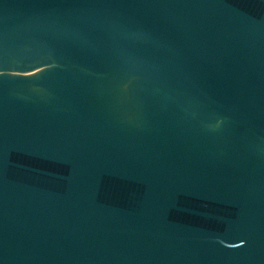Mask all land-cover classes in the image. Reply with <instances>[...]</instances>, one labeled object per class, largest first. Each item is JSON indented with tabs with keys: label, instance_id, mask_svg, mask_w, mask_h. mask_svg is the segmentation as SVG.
I'll return each mask as SVG.
<instances>
[{
	"label": "water",
	"instance_id": "obj_1",
	"mask_svg": "<svg viewBox=\"0 0 264 264\" xmlns=\"http://www.w3.org/2000/svg\"><path fill=\"white\" fill-rule=\"evenodd\" d=\"M0 264H264V0H0Z\"/></svg>",
	"mask_w": 264,
	"mask_h": 264
}]
</instances>
